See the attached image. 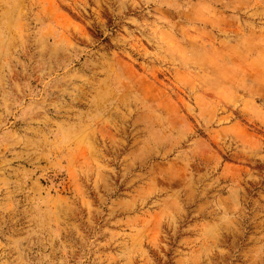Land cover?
<instances>
[{"label":"rangeland","instance_id":"1","mask_svg":"<svg viewBox=\"0 0 264 264\" xmlns=\"http://www.w3.org/2000/svg\"><path fill=\"white\" fill-rule=\"evenodd\" d=\"M0 264H264V0H0Z\"/></svg>","mask_w":264,"mask_h":264}]
</instances>
